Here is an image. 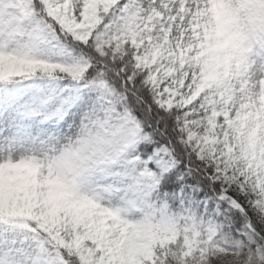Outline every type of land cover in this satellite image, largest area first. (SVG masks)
I'll list each match as a JSON object with an SVG mask.
<instances>
[{
    "label": "snow or ice",
    "instance_id": "6c2138e0",
    "mask_svg": "<svg viewBox=\"0 0 264 264\" xmlns=\"http://www.w3.org/2000/svg\"><path fill=\"white\" fill-rule=\"evenodd\" d=\"M0 264H264V0H0Z\"/></svg>",
    "mask_w": 264,
    "mask_h": 264
}]
</instances>
